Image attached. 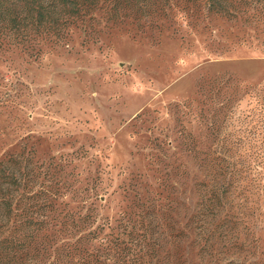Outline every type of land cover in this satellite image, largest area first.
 Masks as SVG:
<instances>
[{
    "label": "rangeland",
    "instance_id": "obj_1",
    "mask_svg": "<svg viewBox=\"0 0 264 264\" xmlns=\"http://www.w3.org/2000/svg\"><path fill=\"white\" fill-rule=\"evenodd\" d=\"M144 22L99 12L58 46L0 42V160L22 153L33 190L57 201L8 264H59L64 215L97 216L129 264H264L263 194L242 189L264 178V34L190 4ZM192 136L248 169L220 204L194 187Z\"/></svg>",
    "mask_w": 264,
    "mask_h": 264
},
{
    "label": "trees",
    "instance_id": "obj_2",
    "mask_svg": "<svg viewBox=\"0 0 264 264\" xmlns=\"http://www.w3.org/2000/svg\"><path fill=\"white\" fill-rule=\"evenodd\" d=\"M188 4L194 12L203 7L206 15L239 22L264 34V0H0V42L19 45L22 37L33 32L45 36L52 46H58L67 38L70 28L87 15L103 12L107 22L112 24L138 18L148 20L150 23L144 22V25L151 27L153 18H167L175 9L185 12ZM121 12L124 13L122 19L119 18ZM17 37L21 38L17 40ZM190 143L189 150L194 157L202 156L199 166L204 176L194 187L203 189V193L214 197L215 204H220L217 196L240 188L246 180L241 174L248 169L244 170L243 165L236 162L217 159L216 155L212 157L208 150L199 151L194 136ZM23 156L21 153L0 160V257L5 259L2 264H8L11 251L23 250L37 239L46 228L45 220L52 217L53 204L57 202L42 189L33 190L37 175L28 179L29 172L23 165L27 158ZM261 168L264 171V167ZM246 187L263 194L264 201V178H252L242 189ZM40 216L44 221L36 222ZM62 219L65 221L61 226L68 231L65 232L68 238L61 245L59 264H129L121 256L112 254L123 247V242L100 235L104 224L91 229L97 216L85 215L75 220L72 215H64ZM68 220L70 223L66 225ZM93 243L99 248L94 249ZM155 264L159 262L156 260Z\"/></svg>",
    "mask_w": 264,
    "mask_h": 264
}]
</instances>
